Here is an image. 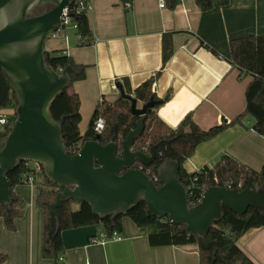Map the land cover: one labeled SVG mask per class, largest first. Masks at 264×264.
Wrapping results in <instances>:
<instances>
[{
	"label": "crops",
	"instance_id": "1",
	"mask_svg": "<svg viewBox=\"0 0 264 264\" xmlns=\"http://www.w3.org/2000/svg\"><path fill=\"white\" fill-rule=\"evenodd\" d=\"M211 3V10L202 11L196 0H181L175 8L166 0H133L126 11L122 0H89L92 45L81 47L75 30L76 39L67 31L48 39L45 51L63 50L76 64L86 66V78L74 83L81 102V135L103 99L114 102L119 98L117 83L128 82L135 90L157 75L153 90L162 103L156 114L172 129L190 116L197 127L207 131L230 124L245 112L246 88L252 77L233 68L229 40L264 35V0H230L227 6L222 0ZM164 45L172 56L162 69ZM253 125L250 116L228 125L199 145L183 167L194 173L212 168L229 155L260 171L264 137ZM45 186L43 174L37 172L34 183L14 188L26 208L16 221L15 232L0 221V252L8 257L4 264H54L42 256L44 213L37 200ZM101 231L102 225L64 231V263L200 264L198 245L153 247L127 217L118 231L122 241L92 243ZM237 245L254 264H264V228L248 231Z\"/></svg>",
	"mask_w": 264,
	"mask_h": 264
},
{
	"label": "water",
	"instance_id": "2",
	"mask_svg": "<svg viewBox=\"0 0 264 264\" xmlns=\"http://www.w3.org/2000/svg\"><path fill=\"white\" fill-rule=\"evenodd\" d=\"M76 0H0V69L16 96V119L0 149V206L6 215L12 211L13 183L9 173L20 163L43 168L44 176L61 188L50 212L60 225L59 208L68 201L85 203L100 220L115 223L144 202L148 213L167 218L182 232L197 239L203 250H217L207 240L212 227L227 209L239 216L250 208L264 214V188L238 191L210 184L201 202L191 206L182 183L181 165L167 160L151 178L143 167L157 158L159 144L149 151H134L135 141L145 130L149 110L159 103L151 101L139 108L132 99L131 112L138 117L120 145L116 136L102 144L101 137L83 142L77 152L67 149L62 127L66 116L56 121L51 113L54 101L70 85L71 66L61 73L47 63L45 45L59 25L63 13ZM123 94V92H121Z\"/></svg>",
	"mask_w": 264,
	"mask_h": 264
},
{
	"label": "trees",
	"instance_id": "3",
	"mask_svg": "<svg viewBox=\"0 0 264 264\" xmlns=\"http://www.w3.org/2000/svg\"><path fill=\"white\" fill-rule=\"evenodd\" d=\"M171 8H175L181 0H166ZM126 11L132 7L133 0H122ZM202 11L213 8L211 0H196ZM230 0H222V5L227 6ZM71 20L76 24V33L80 37V46L87 47L93 44L94 37L91 31L87 12L71 13ZM233 68L252 77L246 88V110L233 120L230 124L241 122L242 118L250 116L254 120L253 130L264 137V35L232 37L229 40ZM172 56V50L166 45L162 52V69ZM48 65L57 73H61L66 67L71 66L73 73L70 74L71 83L69 87L57 97L51 107V113L56 121L66 116L62 127V135L65 146L72 152H77L80 145L85 141L95 140L101 137L102 144L116 136V142L120 145L126 139L128 133L135 128L137 116L131 112L132 99L137 101L139 108L150 103L152 100L159 104L149 110L145 119V130L135 141L134 151H149L159 144L155 162L143 170L155 179L157 170L167 160L177 161L181 165L182 183L186 189L192 185L194 195L189 197L191 205H198L204 191L210 184L220 187H227L238 191L250 188L258 190L264 188V165L260 171L244 166L235 158L224 155L212 168L204 167L198 172L188 173L183 167L184 163L191 159L196 148L219 135L227 123L204 131L197 127L191 117L188 116L176 129L168 127L156 114L161 101L157 98L153 88L156 77H153L143 85L133 90L128 82L117 83L120 94L119 98L110 102L104 100L97 105L95 113L90 121L88 130L81 135L79 125L81 123L80 106L81 102L74 89V83L86 78V66L78 65L72 57L63 50L52 52L45 51ZM16 96L14 91L5 79L0 69V111L13 112L11 121L16 119ZM99 118L105 120V129L101 134L94 130L96 121ZM10 125L2 127L0 131V149L3 147L10 129ZM31 163L22 162L18 168L9 173L8 177L13 183L12 189V211L9 215L5 213L4 205L0 206V221L2 220L10 232L16 231V221L23 217L26 204L15 195L14 188L19 185H28L35 182L37 172L44 176L43 168L31 167ZM46 189L42 191L37 200L38 207L44 213V233L42 256L54 264H65L63 255L65 248L62 240V233L66 230L87 227L103 226V231L108 236L115 231L122 229V219L127 217L144 233L153 247L164 246H187L198 245L197 239L182 232V227L169 223L167 218H157L150 215L144 202L131 210L125 216H119L112 224L110 219L100 220L92 213L91 207L85 203L68 201L64 203L58 212L60 225L57 228L55 218L50 212V205L54 203L56 194L61 188L52 184L45 178ZM78 205V209H74ZM264 228V214L250 208L244 215L239 216L227 209L224 210L223 219L211 228L207 240L216 242V252L203 250L199 246L200 264H254L239 248L237 242L245 233L253 229ZM7 255L0 252V264L6 263Z\"/></svg>",
	"mask_w": 264,
	"mask_h": 264
},
{
	"label": "built area",
	"instance_id": "4",
	"mask_svg": "<svg viewBox=\"0 0 264 264\" xmlns=\"http://www.w3.org/2000/svg\"><path fill=\"white\" fill-rule=\"evenodd\" d=\"M164 6H165V3L163 2L161 4V7H164ZM89 9H90L89 0H76L70 8L64 11L59 25L50 33L48 39L57 38L59 35H62L63 33H65L68 28H73L76 31L77 26L76 24L72 23L71 13L72 12L74 13L88 12ZM12 113L13 112L0 111V126L1 127L10 125L12 123L11 121ZM104 129H105V120L103 118H99L95 123L94 130L97 134H101V132L104 131ZM186 190L188 193V200H189V197L194 195V193L192 192V185L189 186ZM191 206H194V205H191ZM109 241L120 242L122 241V237L119 235L118 231L113 232L112 235L110 236H108L106 232L101 231L99 235L95 239L92 240V243L104 244Z\"/></svg>",
	"mask_w": 264,
	"mask_h": 264
},
{
	"label": "rangeland",
	"instance_id": "5",
	"mask_svg": "<svg viewBox=\"0 0 264 264\" xmlns=\"http://www.w3.org/2000/svg\"><path fill=\"white\" fill-rule=\"evenodd\" d=\"M68 34L73 38L76 39V35L74 34V29L73 28H68L67 29ZM74 34V35H73ZM47 45L50 43V41L47 39ZM1 127V126H0ZM2 128V127H1ZM33 165V164H32ZM75 210L78 209V205H74L73 207Z\"/></svg>",
	"mask_w": 264,
	"mask_h": 264
}]
</instances>
